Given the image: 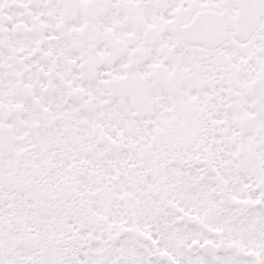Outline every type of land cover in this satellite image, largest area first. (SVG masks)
Returning <instances> with one entry per match:
<instances>
[{"label": "snow or ice", "instance_id": "1", "mask_svg": "<svg viewBox=\"0 0 264 264\" xmlns=\"http://www.w3.org/2000/svg\"><path fill=\"white\" fill-rule=\"evenodd\" d=\"M0 264H264V0H0Z\"/></svg>", "mask_w": 264, "mask_h": 264}]
</instances>
